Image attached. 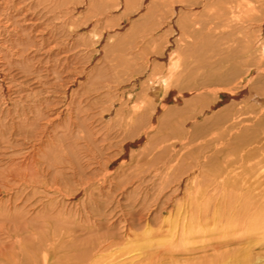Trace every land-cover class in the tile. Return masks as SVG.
<instances>
[{
  "label": "rangeland",
  "instance_id": "rangeland-1",
  "mask_svg": "<svg viewBox=\"0 0 264 264\" xmlns=\"http://www.w3.org/2000/svg\"><path fill=\"white\" fill-rule=\"evenodd\" d=\"M120 1L0 0V264H264V190L248 179L245 182L253 174V169L245 160L246 154L255 152L264 142V110L248 97L255 93L264 94V88L251 84V94L242 99H235L229 94L225 96L219 91L215 94L205 92L200 99L189 98L187 104L179 107L168 102L165 108H148V119L141 122L137 118L144 111L146 102L139 97L140 89L133 93L130 91L133 84L124 86L126 88L120 86L122 82L136 77L140 78L141 84L145 81L147 85L159 80L169 70L168 65L177 60L176 57L166 60V56L162 59L164 46L173 33L170 17L176 3L186 6L190 12L195 10L193 13L197 14L196 17L205 18L203 21L207 30L204 37L198 38V43L191 46L192 49H183L174 77L177 83L171 84L190 95L208 85L218 86L221 92L238 91L246 82L245 71L251 60H248L245 50L255 42L261 46L264 30L258 31L256 28L248 36L243 31L229 34L231 28L227 26L209 31L216 23H225L227 17L230 18L225 14V6H229L232 0H185L186 3L184 0H154L162 2L158 6L155 2L157 16L152 17L154 19L149 18L155 14L153 7L152 14H147L150 8H144V0H124V4ZM132 2L134 5L129 6ZM67 6L72 13H66ZM24 11L29 14H24ZM144 11L149 15L147 18ZM263 13L264 4L257 11L260 15L253 20L254 25L261 22ZM142 14L143 17L140 16ZM201 14H209L208 20ZM145 18L149 20L141 23ZM37 21L40 24L34 27L31 23ZM86 25L88 31H79L80 26ZM220 32L225 33L221 39ZM102 36L106 40L103 46L105 52L97 56L100 49L97 43ZM163 38L166 40L163 41ZM245 38L250 41H245ZM159 42L164 45L161 46ZM82 43L83 46L80 45ZM49 45L55 47L54 50ZM259 46L254 48L260 52ZM236 63H241L242 69L237 85L229 87L228 82H216L217 74L225 77ZM26 67L32 68L27 70ZM34 68L38 74L49 72L48 85L32 79L35 75L30 72ZM146 70L151 73H145ZM255 72L253 70L250 76ZM28 80L35 83L28 85ZM64 83L67 87L63 86ZM50 89H53L52 93ZM29 90L31 93L35 90L37 96L42 92L39 98L44 96L41 98L43 100L27 93ZM20 92L21 96L17 95ZM51 96L56 98L54 107L48 105L52 103ZM46 97L50 102L48 104L45 103ZM220 97L231 101L220 100L213 111L207 112V108L212 107ZM40 102L48 105L50 111L46 110V105L39 106ZM55 102L59 104L58 108ZM112 102H122L124 107L118 120L114 117V111L107 114ZM43 112L47 114L44 116ZM50 117L54 119L51 123V120L48 121ZM194 120L198 121L197 125H193ZM37 121L41 124H37ZM43 122L47 123L46 127ZM234 123L238 124L232 128ZM30 127H33L32 130ZM137 127H141L138 130L140 135L133 131ZM147 127H152V131L144 149L134 140H138ZM36 128H40V135L35 133ZM22 131L27 134L26 137ZM31 131L35 134H31ZM128 138L133 141L129 142ZM180 139L185 141L180 149V162H167L169 158L166 155L178 150L176 143ZM33 145L37 147L32 159L37 167L33 169L40 174L34 180L29 177L30 169L26 161L23 162L25 167L21 166L29 153L26 151L31 150ZM125 147L131 150L125 153ZM26 148L28 150L25 151ZM126 159L129 168L110 172ZM9 160L17 162L11 164ZM111 160H114L113 163H109ZM230 160L238 161L230 167L235 168L238 174L233 172L232 178L224 180L222 188L215 189L212 185H217L220 175H230L227 171ZM11 165L13 172L9 173L8 167ZM14 167L17 169L14 170ZM194 170L200 174L192 183L189 178L194 175ZM171 177L183 181L184 187L171 193L167 187ZM83 183L89 186L83 188ZM101 253L102 256H99Z\"/></svg>",
  "mask_w": 264,
  "mask_h": 264
},
{
  "label": "bare ground",
  "instance_id": "bare-ground-1",
  "mask_svg": "<svg viewBox=\"0 0 264 264\" xmlns=\"http://www.w3.org/2000/svg\"><path fill=\"white\" fill-rule=\"evenodd\" d=\"M63 1V0H62ZM86 1V0H85ZM127 1V0H126ZM157 1V0H156ZM155 1V2H156ZM180 1V0H179ZM178 1V3H180ZM185 1V0H184ZM184 1H183V3H184ZM233 1V2H232ZM232 1H230L231 3H230V5L229 6H225V14L226 15H230V18L229 17H227V22H225V23H216L213 27H212V29H209V31H211V30H216V29H218V28H220L221 26H227V27H230L231 28V31L230 32H228L229 34H233V33H235L236 31H243V32H245V34L247 35L250 31H253L254 29H258V31H262V30H264V18L263 19H261V22L260 23H258V21H257V23L258 24H256V25H254L255 23H253V20L255 19V18H258V16L260 15H258L257 14V11H260V9H261V5H263L264 4V0H232ZM60 2V1H59ZM71 2V1H70ZM124 0H122V1H120V3H122V4H124ZM133 2H137L136 0L135 1H133ZM133 2H132V4L131 5H129V6H133L134 4H133ZM154 2V0L152 1V0H144L143 1V3L144 4H146L145 6H144V8L146 9V10H148L149 8H150V10H148V11H150V12H148L147 11V14L148 13H150V14H152L151 12H152V9H154V11H155V14L154 15H148L149 16V18H151V19H154L155 17V15L157 16V7H156V9L154 8L155 7V4L157 3H155ZM175 2H176V0H175ZM175 2H174V4H175ZM187 1H185V3H186ZM218 2V1H217ZM21 3V2H20ZM32 3V2H31ZM64 3V2H63ZM65 3H66V1H65ZM148 3H149V5H148ZM151 3V4H150ZM159 3V2H158ZM156 4V6H158V5H160L162 2L160 1V3L159 4ZM182 3V4H183ZM198 3V2H197ZM215 3V2H214ZM260 3V5H258ZM68 4V3H67ZM70 4V3H69ZM137 3H135V5H136ZM33 5V4H32ZM31 5V6H32ZM73 5V4H72ZM127 5H128V3H127ZM138 5V4H137ZM200 5V4H199ZM203 5V4H202ZM214 5V4H213ZM29 6V5H28ZM170 6V5H169ZM219 6V5H218ZM17 7V6H16ZM65 7V6H64ZM69 6H67L66 8H68ZM137 7V6H136ZM153 7V8H152ZM163 7H164V5H163ZM163 7H162V10H163ZM172 7H173V5H172ZM171 7V8H172ZM131 8V7H130ZM133 8H135V7H133ZM133 8H131V9H133ZM148 8V9H147ZM152 8V9H151ZM160 8H161V6H160ZM187 7L186 6H183V5H181V4H177L176 3V5H174V8H173V12H172V16L170 17V23H171V27H172V29H173V33H172V36H170L169 37V40H167L168 41V43L167 44H165L166 46H164V54L165 55H163V57H162V59L165 57V59L166 58H177V60L176 61H173L172 62V64H171V66L170 65H168V69L169 70H166L165 72L166 73H163V75L162 76H160V78H159V80H156V81H149L150 83L147 85L146 83H145V81L143 82V84H141L142 82L140 81V78H133V79H130L129 81H125V82H120L121 83V87H124V86H132V84H133V87H132V89L130 90L131 92H133V93H136L139 89H140V92H139V97L142 99V101L143 102H146V104L144 103V111H142L141 113H140V115H138V117L139 118H137L136 116L134 117V118H137V120L138 121H144V120H147L148 118H146V114L149 112V110H148V108H150L151 109V107H153V108H157V107H159V106H162V108H165L166 106H168L167 105V103L168 102H170L171 104H174V105H176V107H179V106H182V105H185V104H187V102H188V99L189 98H193V99H200L201 97H202V94L203 93H207V94H215V93H218L219 91H220V93L221 94H223V95H227V94H229L230 96H232L233 98H235V99H237V98H240V99H242V98H246L247 97V95H250L251 94V92H250V90H249V88H250V85L251 84H254V85H259L260 87H262V88H264V42H261V46H259V44L258 45H256V42H255V44H253V46L251 45V47H248L246 50H245V53H247V57H248V60L249 59H251L250 60V62L248 63V69L245 71V74H246V82L244 83V85L241 87V88H239V90L238 91H236V92H232V91H230V90H223L222 92H221V90L218 88V86L217 87H210L209 85L207 86V87H204L203 89H201L200 91H194L193 92V95H190L189 93H186V92H183L177 85V87L176 86H174V87H172L171 86V84H173V83H177V80H175V75H176V67H178L179 66V62H180V60H181V55H182V51H183V49H188V48H191V46H193V45H195V43L197 44L198 42H197V39L198 38H200V37H204V35H205V33H206V29H205V22L203 21L204 19H202L201 17H196V15L193 13V11H195V10H193L192 12H190V9L189 10H187L186 9ZM193 8V7H192ZM198 8H200V7H198ZM197 8V10H199ZM206 8V7H205ZM52 9V8H51ZM128 9V8H127ZM164 9H165V7H164ZM166 9H169V7L168 8H166ZM202 9V8H201ZM26 10H28V9H26ZM144 10V9H143ZM219 11H218V13H219V15H221L220 13H221V11H222V8H221V11H220V9H218ZM28 11H30V10H28ZM67 11V12H66ZM66 11H64V12H66L67 14H69V13H72V11H71V9L70 8H68V9H66ZM137 11H138V9H137ZM187 11H189V12H187ZM262 11H263V9H262ZM42 12V11H41ZM167 12H169V11H167ZM199 12H201L200 10H199ZM205 12V11H204ZM207 12H209V10H207ZM26 12L24 11V14H25ZM28 13V12H27ZM26 13V14H27ZM66 13H65V15H66ZM80 13V12H79ZM144 13H145V17L147 18L148 16H147V14H146V12L144 11ZM154 13V12H153ZM212 14H215L214 12H211ZM224 12L222 11V14H223ZM261 13V12H260ZM29 14V13H28ZM30 14H32V13H30ZM39 14V13H38ZM162 13H160V16H163L164 17V14H162ZM210 14V13H209ZM209 14H207L206 16H205V14H204V16L205 17H207L206 18V20H208V15ZM211 14V15H212ZM262 14V13H261ZM264 14V13H263ZM33 15V14H32ZM169 15V14H168ZM202 16H203V14H201ZM200 15V16H201ZM218 15V14H217ZM34 16V15H33ZM67 16V15H66ZM72 16V15H71ZM141 17H143V14L142 15H140ZM199 16V15H198ZM203 16V17H204ZM264 16V15H263ZM23 17V16H22ZM152 17H154V18H152ZM215 17V16H214ZM218 17H220V16H218ZM39 18V17H38ZM38 18H36V19H38ZM68 18V17H67ZM146 18H145V20H142L141 21V23H145L146 21H148V20H146ZM158 18V17H157ZM199 18H200V21H199ZM235 18H238V19H235ZM261 18H262V16H261ZM25 19V18H24ZM151 19H150V21H151ZM169 19V18H168ZM241 19V20H240ZM27 20V19H26ZM30 20H32V19H30ZM39 20V19H38ZM71 20V19H70ZM141 20V19H140ZM185 20H187L188 22H186ZM25 21V20H24ZM40 21V20H39ZM39 21H37V22H35V23H31V24H33V26L35 27L36 25L38 26V23H39ZM51 21H53V20H51ZM214 21V20H213ZM218 21V20H217ZM222 21H223V19H222ZM42 22V21H41ZM160 22V21H159ZM158 22V23H159ZM210 22V21H209ZM53 23V22H52ZM66 23H67V19H66ZM66 23H63V25L65 26L66 25ZM40 24V23H39ZM69 24V23H68ZM85 25V24H84ZM159 25V28H161L162 26H160L161 24L159 23L158 24ZM40 26V25H39ZM210 26V25H209ZM46 27V26H45ZM91 27V26H90ZM54 28V27H53ZM52 28V29H53ZM70 28H72L71 26H70ZM69 28V29H70ZM158 28V29H159ZM207 28V27H206ZM210 28V27H209ZM221 28H223V27H221ZM45 29V28H44ZM47 29V28H46ZM49 29H50V27H49ZM157 29V30H158ZM224 29V28H223ZM17 30V29H16ZM65 30V29H64ZM89 29H88V25H86V26H80L79 27V31H88ZM152 30V29H151ZM156 30V29H155ZM160 30V29H159ZM162 30V29H161ZM40 31V30H39ZM42 31H43V27H42ZM46 31V30H45ZM58 31V30H57ZM70 31H71V29H70ZM167 31V30H166ZM36 32H38V30L36 31ZM47 32V31H46ZM50 32V31H49ZM71 32H73V31H71ZM242 32V33H243ZM41 33V32H40ZM60 33V32H59ZM67 33H68V31H67ZM164 33V32H163ZM163 33H162V35H163ZM167 33H168V31H167ZM228 33H227V35H228ZM32 34V33H31ZM51 34H52V32H51ZM169 34V33H168ZM222 34H225V33H219V38L221 39L222 37L221 36H223ZM37 35V34H36ZM35 35V36H36ZM69 35V34H68ZM73 35V34H72ZM85 35V34H84ZM91 35V34H90ZM143 35V34H142ZM158 35V34H157ZM208 35V34H207ZM48 36V35H47ZM51 36V35H50ZM70 36V35H69ZM68 36V37H69ZM83 36V35H82ZM86 36V35H85ZM105 36V35H104ZM110 36V35H109ZM108 36V37H109ZM159 36V35H158ZM157 36V37H158ZM161 36V35H160ZM159 36V37H160ZM225 36V35H224ZM248 36V35H247ZM30 37V36H29ZM39 37H41V35L39 36ZM156 37V36H155ZM162 37V36H161ZM160 37V38H161ZM32 38V37H31ZM49 38V37H48ZM67 38V37H66ZM69 38H71V37H69ZM82 38V37H81ZM97 38H99V37H97ZM159 38V39H160ZM80 39V38H79ZM155 39V38H154ZM158 39V40H159ZM164 39L166 40V38H163V41H164ZM201 39H203V38H201ZM200 39V40H201ZM29 40V42H30V39H28ZM42 40H43V38H42ZM52 40V39H51ZM63 40V39H62ZM97 40V39H96ZM156 40V39H155ZM245 41H247V42H249L250 40H248V39H244ZM35 41H37V38L35 39ZM40 41V40H39ZM38 41V42H39ZM91 41V40H90ZM89 41V42H90ZM95 41V40H94ZM160 41V40H159ZM162 41V40H161ZM162 41V42H163ZM257 41V40H256ZM79 42V41H78ZM92 42V41H91ZM156 42V41H155ZM32 43V42H31ZM40 43H42L41 41H40ZM50 43V42H49ZM55 43V42H54ZM54 43H51V45L52 44H54ZM66 43V42H65ZM64 43V44H65ZM106 43V40L104 39V37L102 36V38H99V41H98V43H97V47L99 48L100 47V49L98 50V55L97 56H99L100 54H102L103 53V51H104V44ZM161 42H159V44H160ZM164 43V42H163ZM163 43H161V46H162V44ZM166 43V42H165ZM200 43V42H199ZM204 43H206V42H204ZM204 43H203V46H204ZM102 44V45H101ZM202 43H200V45H201ZM79 45V44H78ZM80 45H82L83 46V43L82 44H80ZM116 45V44H115ZM114 45V46H115ZM164 45V44H163ZM34 46V45H33ZM86 46H89L88 44L86 45ZM91 46V45H90ZM89 46V47H90ZM260 47V52H259V50L257 49H255L254 47ZM49 47H51V49H53L54 50V48H53V46H50L49 45ZM78 47V46H77ZM94 47V46H93ZM160 47V46H159ZM158 47V48H159ZM200 47V46H199ZM199 47H196V49L198 48L199 49ZM216 47V46H215ZM42 48V47H41ZM87 48V47H86ZM106 48H107V46H106ZM161 48V47H160ZM163 48V47H162ZM193 48V47H192ZM191 48V49H192ZM200 48H202V46L200 47ZM49 49V48H48ZM47 49V50H48ZM60 49V48H59ZM195 50V49H194ZM29 51V50H28ZM52 51V50H51ZM193 51V50H192ZM35 52H37V50L35 51ZM40 52V51H39ZM92 52V51H91ZM94 52V51H93ZM105 52V51H104ZM163 52V51H162ZM188 52V51H187ZM195 52H196V50H195ZM218 52V51H217ZM46 53V52H45ZM122 53V52H121ZM157 53V52H156ZM198 53V52H197ZM260 53V54H259ZM17 54V53H16ZM80 54V53H79ZM90 54V53H89ZM192 54H194V53H192ZM19 55H21L20 53H19ZM33 55V54H32ZM45 55V54H44ZM43 55V56H44ZM65 55V54H64ZM154 55H155V53H154ZM23 56V55H22ZM47 56V55H46ZM67 56V55H66ZM87 56V55H86ZM158 56V55H157ZM197 56V55H196ZM203 56V55H202ZM28 57V56H27ZM26 57V58H27ZM39 57H42V56H39ZM155 57H156V55H155ZM160 57L161 56H159V59H160ZM194 57V56H193ZM17 58V57H16ZM33 58V57H32ZM85 58H87V57H85ZM153 58H154V56H153ZM198 58V57H197ZM30 59V58H29ZM37 60H38V58H36ZM46 59V58H45ZM157 59H158V57H157ZM59 60V59H58ZM66 60V59H65ZM167 60V59H166ZM26 61V60H25ZM48 61V60H47ZM168 62V61H167ZM2 63V62H1ZM32 63H33V61H32ZM65 63V62H64ZM113 63V62H112ZM149 63V62H148ZM156 63V62H155ZM159 63V62H158ZM161 63V62H160ZM163 63H165V62H163ZM208 63H209V61H208ZM207 63V64H208ZM28 64H29V62H28ZM46 64H47V62H46ZM169 64V63H168ZM39 65H41V64H39ZM157 65V64H156ZM25 66V65H24ZM35 66H37V65H35ZM47 66V65H46ZM90 66V65H89ZM158 66V65H157ZM166 66H167V64H166ZM34 67V66H33ZM83 67V66H82ZM200 67V66H199ZM198 67V68H199ZM202 67H204V66H202ZM206 67V66H205ZM30 68V67H29ZM28 68V69H29ZM32 68V67H31ZM31 68H30V70H31ZM46 68V67H45ZM55 68V67H54ZM85 68V67H84ZM24 69V68H23ZM25 69H27V67L25 68ZM27 69V70H28ZM35 69V68H34ZM74 69V68H73ZM145 69H146V67H145ZM43 70H45V69H43ZM75 70V69H74ZM80 70V69H79ZM253 70H255L256 72H255V74L254 75H252V76H250L251 74H253L252 73V71ZM60 71V70H59ZM77 71V70H76ZM145 71V70H144ZM24 72V71H23ZM22 72V75L24 74ZM25 72H27V71H25ZM41 72H43L42 70H41ZM79 72V71H78ZM161 72V71H160ZM28 73V72H27ZM31 74L32 73H34L33 75H35L34 77H32V79H38V83H42V85L43 84H47V83H49L48 82V77H49V72H44V74H38V72H37V70L35 69L33 72L31 71L30 72ZM51 73V72H50ZM84 73V72H83ZM92 73V72H91ZM145 73H151L149 70L147 71L146 70V72ZM241 73H242V69H241V63H236L234 66H232V68L230 69V70H228V72L226 73V75H225V77H224V75H216V82H219L220 81V83H223V82H228V83H226L227 84V86H229V87H234L235 85H237L238 84V81H239V77H240V75H241ZM243 73H244V71H243ZM30 74V75H31ZM38 74V75H37ZM89 74H90V72H89ZM209 74V73H208ZM25 75V74H24ZM28 75V74H27ZM26 75V76H27ZM32 75V76H33ZM50 75H52V74H50ZM92 75V74H91ZM104 75V74H103ZM140 75H142V74H140ZM6 75H4V81H5V77ZM60 76V75H59ZM73 76V75H72ZM101 76V75H100ZM14 77V76H13ZM17 77V76H16ZM51 77V76H50ZM89 77V76H88ZM23 78V77H22ZM28 78V77H27ZM149 78V77H148ZM13 79V78H12ZM31 79V80H32ZM71 79H73V78H71ZM105 79V78H104ZM152 78H150V80H151ZM155 79V78H154ZM25 80V79H24ZM29 80H30V78H29ZM29 80L28 81H26V82H29ZM89 80H90V78H89ZM7 81V80H6ZM34 81H36V80H34ZM70 81V80H69ZM120 81V80H119ZM244 81V80H243ZM9 82V81H8ZM7 82V83H8ZM13 82V81H12ZM17 82V81H16ZM30 82H32V81H30ZM30 82L28 83V85H31L30 84ZM37 82V81H36ZM65 82V81H64ZM85 82V81H84ZM105 82V81H104ZM5 83V82H4ZM23 83V82H22ZM32 83H35V82H32ZM1 84V83H0ZM15 84V83H14ZM18 84V83H17ZM20 84V83H19ZM61 84V83H60ZM70 84V83H69ZM16 85V84H15ZM34 85V84H33ZM48 85V84H47ZM51 85V84H50ZM86 85V84H85ZM111 85V84H110ZM2 86V85H1ZM3 86H5V85H3ZM14 86V85H13ZM21 86H23V85H21ZM55 86V85H54ZM63 86H66L65 85V83L63 84ZM88 86V85H87ZM196 86V85H195ZM31 87V86H30ZM34 87V86H33ZM35 87H37V86H35ZM52 87V86H51ZM67 87V86H66ZM143 87V88H142ZM6 88H7V85H6ZM9 88V87H8ZM22 88V87H21ZM65 88V87H64ZM91 88V87H90ZM124 88H126V87H124ZM14 89V88H13ZM30 89H32V88H30ZM42 89V88H41ZM47 89H48V86H47ZM128 89V88H127ZM136 89H137V91H136ZM195 89V88H194ZM28 90V89H27ZM26 90V91H27ZM36 90V89H35ZM33 91V93H31L30 92V90L27 92V93H30L31 95L32 94H35L34 92H36V91ZM45 90H46V88H45ZM53 90V89H52ZM51 89L49 90L50 92L52 91ZM89 90V89H88ZM32 91V90H31ZM90 91V90H89ZM14 92V91H13ZM24 93H26L25 91H23ZM22 92V93H23ZM48 92V90L46 91V93ZM50 92H48L47 94L49 95L50 94ZM58 92V91H57ZM57 92H55L54 94H55V96H56V94H57ZM88 92V91H87ZM23 93V94H24ZM26 93V94H27ZM37 93H38V91H37ZM43 93H44V91H43ZM52 93V92H51ZM59 93V92H58ZM61 93V92H60ZM23 94H22V96H23ZM41 94V96H42V92L40 93ZM39 94V95H40ZM73 94V93H72ZM14 95V94H13ZM17 95H19V96H21V92H20V94H18L17 93ZM39 95L37 96V94H35V95H33V96H37L38 98H39ZM46 95V94H45ZM52 95V94H51ZM59 95V94H58ZM58 95H57V97H58ZM50 96V95H49ZM192 96V97H191ZM44 97V96H43ZM43 97H40L39 99L40 100H43V99H41V98H43ZM52 97V96H51ZM51 97H49L50 99H53V97L51 98ZM101 97V96H100ZM122 97H124V96H122ZM22 98V97H21ZM48 98V99H49ZM55 98V97H54ZM60 98V97H59ZM59 98H58V100H59ZM68 98V97H67ZM248 98H251L252 100H253V102L255 101L256 103H258V106L261 108V110L263 109L264 110V94H262V93H255V94H251V96H249ZM16 99V98H15ZM25 99H27V100H29L28 98H26L25 97ZM37 99V98H36ZM35 99V100H36ZM56 99V98H55ZM55 99H53V100H50V102H52L51 104H48V103H50L49 102V100H47V97H46V104H48V105H52V107H54L53 106V101H56ZM99 99V98H98ZM167 99H168V101H167ZM171 101H170V100ZM20 100H22V99H20ZM33 100H34V98H33ZM38 100V99H37ZM39 100V101H40ZM231 101V100H226V99H222V97H220L218 100H216L215 102H213V106L212 107H208L207 108V112H211V111H213L214 110V108L216 107V105H218V103H219V101ZM250 100V99H249ZM18 101H19V99H18ZM23 101H24V96H23ZM140 101V100H139ZM31 102H32V100H31ZM134 102H135V104H136V101L134 100ZM195 102V101H194ZM254 102V103H255ZM36 103V102H35ZM43 103V102H42ZM56 103V102H55ZM64 103V102H63ZM113 103V105L110 107V109L108 110V112H107V114L108 113H110V111L112 110V112L114 111V117H115V119L116 120H118L119 119V117L121 116V114H122V110H123V108L124 107H122V102H112ZM140 103V102H139ZM231 102H229V104H230ZM235 103V102H234ZM255 103V104H256ZM21 104H24V103H21ZM39 104V103H38ZM46 104H44V105H46ZM56 104H58V103H56ZM62 104V103H61ZM94 104V103H93ZM119 104V105H118ZM141 104V103H140ZM227 104V103H226ZM262 104V105H261ZM42 104H41V102H40V105L39 106H41ZM44 105H42V106H44ZM48 105H46L45 107H46V110L48 109H51L50 107H48L47 108V106ZM55 105V104H54ZM22 106V105H21ZM59 107V104L58 105H55V107ZM30 107V106H29ZM57 107V108H58ZM143 107V106H142ZM13 108V107H12ZM14 109V108H13ZM23 109H25V107H23ZM60 109V108H59ZM185 109V108H184ZM205 109V108H204ZM44 110V109H43ZM54 110H56V111H58V109H54ZM53 109H52V111H54ZM61 110V109H60ZM148 110V111H147ZM225 110V109H224ZM28 111V110H27ZM50 111V110H49ZM55 111V112H56ZM74 111V110H73ZM102 111V110H101ZM151 111V110H150ZM185 111H186V109H185ZM31 112V111H30ZM33 112V111H32ZM31 112V113H32ZM36 112H37V109H36ZM39 112H40V110H39ZM60 112V111H59ZM59 112H56L57 114L59 113ZM98 111H96V114H98L97 113ZM154 112V111H153ZM35 113V112H34ZM41 113V112H40ZM44 113V116L47 114V112H46V114H45V112H43ZM51 113H53V112H51ZM56 113H54V115L56 114ZM61 113V112H60ZM106 113V112H105ZM223 113H224V111H223ZM18 114V113H17ZM20 114V113H19ZM22 114H23V112H22ZM95 114V115H96ZM153 114V113H152ZM199 114H203V112L202 113H199ZM16 115V114H15ZM25 115V114H24ZM34 115V114H33ZM40 115V114H39ZM48 115H49V112H48ZM94 115V114H93ZM224 115V114H223ZM19 116V115H18ZM26 116V115H25ZM49 116H51V115H49ZM57 116V115H56ZM150 116V115H149ZM27 117V116H26ZM25 117V118H26ZM29 117V116H28ZM51 117H53V116H51ZM51 117H50V119H48V121H50L51 120ZM93 117H95V116H93ZM150 117H152V116H150ZM169 117V116H168ZM24 118V117H23ZM42 118V117H41ZM46 118H48V116L46 117ZM55 118V117H54ZM59 118V117H58ZM146 118V119H145ZM20 119V118H19ZM22 119V118H21ZM45 119V118H44ZM53 119V118H52ZM92 119V118H91ZM121 119V118H120ZM132 120H133V117L131 118ZM189 119V118H188ZM234 119H236V118H234ZM18 120V119H17ZM42 120V119H41ZM47 120V119H46ZM54 120V119H53ZM53 120H51L50 121V123L53 121ZM111 119H109V121H110ZM136 120V119H135ZM32 121V120H31ZM34 121V120H33ZM120 121V120H119ZM19 122V121H18ZM25 122V121H24ZM36 121H34V123H35ZM38 122V121H37ZM83 122V121H82ZM172 122H174V120H172ZM197 122L198 121H196V120H194L192 123H193V125H197ZM40 122H38L37 124H39ZM44 123V122H43ZM42 123V124H43ZM49 123V122H48ZM145 123V122H144ZM147 123V122H146ZM41 124V123H40ZM39 124V125H40ZM46 124L47 123H44V125H45V127H46ZM185 124V123H184ZM189 124V123H188ZM237 124L238 123H234L233 125H232V128H234V127H236L237 126ZM44 125H41V126H43L44 127ZM49 125V124H48ZM144 125V124H143ZM147 125V124H146ZM178 125H180V124H178ZM13 126V125H12ZM22 126V125H21ZM34 126V125H33ZM40 126V127H41ZM81 126V125H80ZM98 126V125H97ZM138 126H141V124L140 125H138ZM160 126V125H159ZM42 127V128H43ZM133 127V126H132ZM144 127H146V126H144ZM144 127H142V129L144 128ZM12 128V127H11ZM10 128V129H11ZM14 128V127H13ZM32 128L33 127H30V130H32ZM140 129H138V127L137 128H135V129H133V131L135 130V131H137L136 133H139L138 132V130H141V127H139ZM149 127H147V129H148ZM152 128V127H151ZM151 128H149L148 130L146 129V131L145 132H143L142 133V135L139 137V139L138 140H134V143H136L137 145H141L144 149H146L145 148V141H146V139H148V138H150V132L152 131V129ZM228 128V127H227ZM25 129H26V127H25ZM37 129V128H36ZM40 129V128H39ZM39 129H37V131L35 130V133L36 132H38V130ZM43 129H45V128H43ZM96 129V128H95ZM49 130V129H48ZM85 130V129H84ZM203 130V129H202ZM28 131V130H27ZM46 131V130H45ZM134 131V132H135ZM229 131V130H228ZM23 132V131H22ZM26 132V131H25ZM30 132V131H29ZM40 132V131H39ZM39 132H38V134H39ZM94 132V131H93ZM24 133V132H23ZM33 133V131H31V134ZM35 133H33V134H35ZM69 133H70V130H69ZM214 133V132H213ZM232 133V132H231ZM19 134V133H18ZM22 134V133H21ZM25 134V133H24ZM23 134V136H25L26 137V135L27 134H25L24 135ZM30 134V135H31ZM46 134V133H45ZM73 134V133H72ZM83 134V133H82ZM94 134V133H93ZM16 135V134H15ZM29 135V134H28ZM29 135V136H30ZM40 135V134H39ZM85 135V134H84ZM127 135H130V134H127ZM134 135V134H133ZM133 135H131V136H133ZM139 135H140V133H139ZM35 136V135H34ZM37 136V135H36ZM70 136H72V135H70ZM136 136H138L137 134H136ZM15 137V136H14ZM18 137H20V136H18ZM24 137V138H25ZM33 137V136H32ZM32 137H30L31 139H32ZM61 137V136H60ZM192 137V136H191ZM17 137H15V139H16ZM21 138V137H20ZM28 138V137H27ZM79 138V137H78ZM77 138V139H78ZM83 138V137H82ZM95 138V137H94ZM134 138V137H133ZM132 138V139H133ZM14 139V140H15ZM18 139V138H17ZM16 139V140H17ZM26 139V138H25ZM91 139V138H90ZM93 139V138H92ZM129 139V138H128ZM131 139V138H130ZM129 139V140H130ZM27 140V139H26ZM26 140H24V142L26 141ZM39 140V139H38ZM41 140V139H40ZM61 139H59V141H60ZM96 140V139H95ZM107 140V139H106ZM13 141V140H12ZM28 142H29V140H27ZM37 141V140H36ZM131 141H133V140H130L129 142H131ZM221 141V140H220ZM227 141V140H226ZM10 142V141H9ZM18 142V141H17ZM17 142H15V143H17ZM34 142V141H33ZM33 142H32V144H33ZM45 142V141H44ZM62 142V141H61ZM155 142V141H154ZM218 142V141H217ZM14 143V142H13ZM63 143H65V142H63ZM74 143H76V142H74ZM110 143V142H109ZM185 143V141H184V139L183 140H178L177 141V146H178V150L173 154L172 153V151L171 152H169L166 156H168V158H169V160L167 161V162H180V157H181V150L180 149H182V146H183V144ZM220 143V142H219ZM224 143V142H223ZM10 144V143H9ZM222 144V143H221ZM21 145V144H20ZM25 145V144H24ZM30 145H31V143H30ZM145 145V146H144ZM216 145V144H215ZM219 145V144H218ZM217 145V146H218ZM18 146V145H17ZM27 146V145H26ZM81 146H83V145H81ZM80 146V147H81ZM216 146V147H217ZM58 147H60V146H58ZM147 147V146H146ZM13 148V147H12ZM24 148V147H23ZM37 148V147H36ZM36 148H35V145H33L32 147H31V150H29V151H26V150H28L27 148L25 149V151H26V153L27 152H29L28 154H27V157H25V159H24V161H20L21 163H22V167L25 165L23 162H25L26 161V165H27V167H28V174H29V177L31 178V179H36V178H38V177H36L37 176V174L38 175H40L39 173H38V171L37 172H35V168L37 167V165L36 164H34L33 163V158H34V156H35V150H36ZM43 148V147H42ZM42 148H41V150H42ZM126 149V151H125V153L127 152L128 153V151H130L131 149L130 148H128V147H125ZM215 148V147H214ZM248 148H249V146H248ZM62 149V148H61ZM66 149H67V147H66ZM17 150V149H16ZM23 151H24V149H22ZM51 150V149H50ZM54 150V149H53ZM57 150V149H56ZM82 150H84V149H82ZM89 150V149H88ZM213 150V149H212ZM229 150V149H228ZM62 151V150H61ZM61 151H60V153H61ZM169 151V150H168ZM57 152H59V151H57ZM64 152V151H63ZM62 152V153H63ZM249 152H251V150H249ZM15 153H19V152H15ZM25 153V152H24ZM20 154H22V153H20ZM64 154H66V153H64ZM17 155V154H16ZM25 155V154H24ZM148 155V154H147ZM150 155V154H149ZM155 155V154H154ZM163 155V154H162ZM247 156L245 157V160L250 164V167L253 169V174L250 176V177H248V178H246L245 179V182L247 181V179L248 180H250V182H252L253 184H255L257 187H262L263 188V190H264V142L261 144V145H259V147L257 148V150L254 152L253 151V153L251 152V153H247L246 154ZM22 156V155H21ZM20 156V157H21ZM72 156H73V154H72ZM165 156V157H166ZM242 156V155H241ZM18 157V156H17ZM39 157V156H38ZM38 157H36V158H38ZM55 157V156H54ZM11 158V157H10ZM13 158V157H12ZM43 158V157H42ZM56 158V157H55ZM66 158H68V157H66ZM89 158V157H88ZM125 158H126V156H125ZM162 158V157H161ZM197 158V157H196ZM239 158V157H238ZM21 159V158H20ZM74 159H75V157H74ZM163 159H164V157H163ZM11 160V159H10ZM8 161V162H11V161ZM16 160H17V158H16ZM15 160V161H16ZM22 160V159H21ZM61 160V159H60ZM59 160V161H60ZM137 160V159H136ZM15 161H13V163L15 162ZM44 161V160H43ZM76 161V160H75ZM113 161L114 160H111V161H109V163H113ZM243 161H244V159H243ZM17 162V161H16ZM35 162V161H34ZM45 162V161H44ZM54 162V161H53ZM152 162V161H151ZM176 162V163H177ZM235 162H238V161H236V160H230L229 162H228V167H227V169H229V170H227V171H229V173H230V175H228L227 176V174L226 175H220L218 178L220 179H218V181L216 182V184L217 185H215V183H214V185H212V187L214 186V188L216 189H218V188H222L223 187V185H224V183H225V179L226 178H228V177H230V178H232L233 177V172H234V174L236 175V174H238V172H236L234 169L235 168H230ZM12 162H11V164H13ZM19 163V162H18ZM38 163V162H37ZM69 163V162H68ZM71 163V162H70ZM126 163H127V159L126 160H123V163H121L120 165H119V167H117V168H113L112 170L110 169V172H118V170L120 169V170H123V171H125V169H127V168H129V167H127V165H126ZM164 163V162H163ZM241 163V162H240ZM15 164V163H14ZM34 164V165H33ZM57 164V163H56ZM63 164H64V162H63ZM82 164V163H81ZM150 164V163H149ZM166 164V163H165ZM179 164V163H178ZM195 164V163H194ZM10 165V164H9ZM8 165V166H9ZM17 165V164H16ZM19 165H20V163H19ZM72 165V164H71ZM79 165V164H78ZM100 165V164H99ZM98 165V166H99ZM138 165V164H137ZM174 166H175V163L173 164ZM177 165V164H176ZM182 165V164H181ZM180 165V166H181ZM7 166V167H8ZM53 166V165H52ZM64 166V165H63ZM134 166H135V164H134ZM167 166V165H166ZM170 166L171 165H169V168H170ZM179 166V165H178ZM18 167V166H17ZM17 167H16V169H17ZM21 167V168H22ZM25 167V166H24ZM42 167V166H41ZM40 167V168H41ZM69 167V166H68ZM71 167V166H70ZM73 167V166H72ZM86 167V166H85ZM145 167H146V165H145ZM155 167V166H154ZM200 167V166H199ZM244 167V166H243ZM10 168V169H9ZM11 168H13L12 167V165H11V167H8V169L10 170L9 171V173H11ZM35 170H34V169ZM53 168V167H52ZM63 168V167H62ZM168 167H167V172L169 173V169ZM187 168V167H186ZM248 168H249V166H248ZM15 169V167H14V170H16ZM104 169V168H103ZM156 169L157 168H155L154 169V171H156ZM191 169V168H190ZM197 169H199L198 167H197ZM25 170V168L22 170V171H24ZM26 170H27V168H26ZM101 170V169H100ZM152 170V169H151ZM172 170H174V169H172ZM4 171V170H3ZM8 171V170H7ZM18 171V170H17ZM126 171H128V170H126ZM158 171V170H157ZM156 171V172H157ZM188 171V170H187ZM13 172V171H12ZM21 172V171H20ZM30 172V173H29ZM46 172V171H45ZM60 172V171H59ZM72 172H73V170H72ZM107 172H108V170H107ZM151 172V171H150ZM155 172V173H156ZM23 175H24V173L23 172H21ZM41 173V172H40ZM173 173V172H172ZM4 174V173H3ZM44 174V173H43ZM153 174V173H152ZM178 174V173H177ZM194 175L193 176H191L190 178H189V180L190 181H192V183H195L196 182V180L195 179H197L198 178V176H199V171L198 170H194V173H193ZM6 175V174H5ZM11 176H13L12 174H10ZM16 175H18V174H16ZM21 174L19 173V175L18 176H20ZM46 175V174H45ZM151 175V174H150ZM154 175V174H153ZM162 175H164V174H162ZM167 175V174H166ZM245 175V174H244ZM248 175V174H247ZM8 176V175H7ZM6 176V177H7ZM17 176V177H18ZM28 176V175H27ZM44 176V175H43ZM103 176H104V174H103ZM113 176V175H112ZM127 176V175H126ZM154 176H156V175H154ZM153 176V177H154ZM174 176H175V174H174ZM185 176V175H184ZM183 176V177H184ZM15 177V176H14ZM13 177V178H14ZM22 177H25V178H28V177H26V176H22ZM45 177V176H44ZM160 177V175L158 176V178ZM169 177H170V175H169ZM9 178H10V176H9ZM40 178V177H39ZM88 178V177H87ZM119 178V177H118ZM121 178V177H120ZM119 178V179H120ZM133 178H135V177H133ZM16 179V178H15ZM24 179V178H23ZM7 180V179H6ZM25 180V179H24ZM41 180V179H40ZM69 180V179H68ZM87 180V179H86ZM92 180V179H91ZM105 180V179H104ZM184 180V179H183ZM8 181V180H7ZM21 181V180H20ZM29 181V180H28ZM146 181V180H145ZM149 181V180H148ZM87 182H88V180H87ZM159 182V181H158ZM157 182V183H158ZM161 182V181H160ZM168 182L169 183H167V187L168 188H170L169 190L171 191V193L172 192H175V191H177V190H179V189H181L182 188V186L184 187V185H183V181H181V180H178V178H172L171 177V179L170 180H168ZM40 183V182H39ZM117 183V182H116ZM123 183V182H122ZM143 183H145V182H143ZM162 183V182H161ZM33 184V183H32ZM58 184V183H57ZM110 184H111V182H110ZM20 185V184H19ZM36 185V184H35ZM151 185V184H150ZM158 185V184H157ZM160 185H162V184H160ZM166 185V184H165ZM6 186V185H5ZM17 186V185H16ZM30 186H33V185H30ZM89 186V184L88 183H83L82 184V186L81 187H83V188H87ZM126 186V185H125ZM146 186V185H145ZM188 186H189V184L187 185V188H188ZM197 186V185H196ZM25 187H26V185H25ZM120 187V186H119ZM144 190H145V188L144 187H142ZM148 188H151V187H148ZM195 188V187H194ZM120 189H122V187L120 188ZM152 189V188H151ZM167 189V188H166ZM184 189V188H183ZM189 189V188H188ZM26 190V189H25ZM197 190V189H196ZM124 191V190H123ZM164 191V190H163ZM259 191V190H258ZM144 194V193H143ZM225 194H226V192H225ZM241 194V193H240ZM246 196V195H245ZM257 196V195H256ZM255 200V199H254ZM262 200V199H261ZM242 201V200H241ZM251 203V202H250ZM256 203V202H255ZM144 204V203H143ZM146 204V203H145ZM244 204V203H243ZM115 205V204H114ZM246 206V205H245ZM262 206H263V204H262ZM153 207V206H152ZM231 208V207H230ZM116 209V208H115ZM234 209H235V207H234ZM242 209V208H241ZM7 210V209H6ZM151 210V209H150ZM262 210V209H261ZM263 210H264V207H263ZM113 211V210H112ZM115 212V211H114ZM256 212V211H255ZM254 212V213H255ZM264 212V211H263ZM262 212V213H263ZM238 213V212H237ZM112 214V213H111ZM118 214V213H117ZM116 214V215H117ZM246 215V214H245ZM250 215V214H249ZM251 215H253V214H251ZM258 215V214H257ZM111 216V215H110ZM214 218H215V216H214ZM251 218V217H250ZM255 219V218H254ZM239 220V219H238ZM233 221V220H232ZM247 220L245 219V222H246ZM257 221V220H256ZM229 222H230V220H229ZM235 222H239V221H235ZM43 223V222H42ZM241 223V222H240ZM250 223V222H249ZM226 224V223H225ZM230 224V223H229ZM233 224V223H232ZM258 224V223H257ZM103 225V224H102ZM101 226V225H100ZM229 226H231V225H229ZM228 227V226H227ZM184 228V227H183ZM223 228V227H222ZM254 228V227H253ZM92 229V228H91ZM225 229V228H224ZM247 229H248V227H247ZM220 230V229H219ZM228 230V229H227ZM234 230H235V228H234ZM261 231V230H260ZM87 233V232H86ZM125 233V232H124ZM172 233V232H171ZM111 240V239H110ZM79 241V240H78ZM59 243V242H58ZM109 243V242H108ZM127 245V244H126ZM140 245V244H139ZM130 246V245H129ZM128 246V247H129ZM139 247V246H138ZM37 248V247H36ZM76 249V248H75ZM137 249V248H136ZM141 249H143L142 247H141ZM125 250H127V249H125ZM140 250V249H139ZM123 251V250H122ZM128 251V250H127ZM127 251H124V252H127ZM123 253V252H122ZM134 253V252H133ZM141 253H142V251H141ZM144 253V252H143ZM145 254H147L146 252H145ZM145 254H142L143 256L145 255ZM44 255V254H43ZM134 255V254H133ZM99 256H102V253L99 255ZM127 257H129L128 255H127ZM103 258V257H102ZM106 258V257H105ZM116 258V257H115ZM107 260V259H106ZM121 259H119V261H120ZM114 261V260H113ZM119 261L117 262V263H119ZM122 261V260H121ZM91 262V261H90ZM115 262V261H114ZM123 262V261H122ZM113 263V262H112ZM116 263V262H115ZM214 263V262H213ZM109 264V263H108ZM221 264V263H220Z\"/></svg>",
  "mask_w": 264,
  "mask_h": 264
}]
</instances>
